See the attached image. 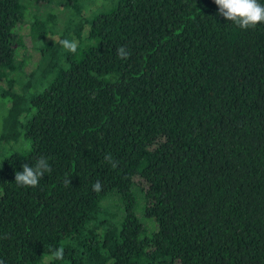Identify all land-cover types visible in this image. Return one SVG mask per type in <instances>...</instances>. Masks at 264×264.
Wrapping results in <instances>:
<instances>
[{
  "label": "trees",
  "instance_id": "obj_1",
  "mask_svg": "<svg viewBox=\"0 0 264 264\" xmlns=\"http://www.w3.org/2000/svg\"><path fill=\"white\" fill-rule=\"evenodd\" d=\"M85 1L0 0V259L264 264V25L213 0ZM41 156L51 173L16 185Z\"/></svg>",
  "mask_w": 264,
  "mask_h": 264
},
{
  "label": "clouds",
  "instance_id": "obj_2",
  "mask_svg": "<svg viewBox=\"0 0 264 264\" xmlns=\"http://www.w3.org/2000/svg\"><path fill=\"white\" fill-rule=\"evenodd\" d=\"M213 2L218 8V15L241 30H255L258 25H264V4L259 0H213ZM60 44L71 53H76L79 46L78 41L68 39L61 40ZM117 55L120 59L126 60L129 58L130 52L125 46H120L117 48ZM105 161L113 169L118 167V163L114 161L110 153L105 155ZM21 167L22 171L15 173V184L24 188H37L44 176L52 171L49 158L44 156L39 157L34 166L23 164ZM63 183L68 186L71 184V179L66 178ZM92 190L96 193L102 192V183L97 181L92 186ZM64 255L63 247L50 252V257L54 261L63 260ZM0 264H4L3 259H0Z\"/></svg>",
  "mask_w": 264,
  "mask_h": 264
},
{
  "label": "rangeland",
  "instance_id": "obj_3",
  "mask_svg": "<svg viewBox=\"0 0 264 264\" xmlns=\"http://www.w3.org/2000/svg\"><path fill=\"white\" fill-rule=\"evenodd\" d=\"M84 4V8L82 10V14L83 15H89L93 9H95L96 5L94 4V2H92L91 0H87L85 2H83ZM61 12L59 11L57 13V16H59ZM65 14H61L60 17H63ZM81 15V16H83ZM63 22H60V26L62 27ZM20 32L23 34L24 36V42L26 44L25 48H21L19 50L18 53V61H21L22 65L20 67V69H22V72L25 73L26 75H28L33 69H35V67L37 66V64L39 63L40 60V53H38L37 50H35L34 48H32V42L31 39L28 36V30L29 28H27L26 24H21L20 25ZM72 36L74 37V39L76 40V36L74 34H72ZM50 39L52 41H55L58 39V35H52L50 37ZM15 86V90L19 89V85H14ZM1 104V102H0ZM4 105V103H3ZM0 105V108L2 109V106ZM7 106L9 105V103L6 104ZM1 160V159H0ZM141 219L144 221L143 215L139 214ZM47 261V259H45Z\"/></svg>",
  "mask_w": 264,
  "mask_h": 264
}]
</instances>
